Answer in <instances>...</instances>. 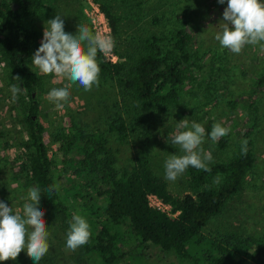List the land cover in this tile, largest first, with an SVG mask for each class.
Wrapping results in <instances>:
<instances>
[{"label": "rangeland", "instance_id": "rangeland-1", "mask_svg": "<svg viewBox=\"0 0 264 264\" xmlns=\"http://www.w3.org/2000/svg\"><path fill=\"white\" fill-rule=\"evenodd\" d=\"M14 7L17 0H7ZM42 7L34 15L26 16L25 22L38 34L36 50L41 46L48 21L60 15L64 20L65 32L76 35L80 24L87 25L95 34L90 14L99 0H41ZM264 2V0H261ZM113 12L119 16L117 45L113 48L121 55V62L131 68L143 52L144 41L151 37L164 36L166 49L178 30L189 31V50L193 64L184 74L180 85V95L175 105L160 110L143 112L130 92H122L110 79L100 77L99 88L84 91L79 84L70 88L71 96L65 107L57 109L55 103L47 99L53 88H61L66 79L41 74L32 64L29 68L40 78L35 92L39 101V122L45 129L44 142L50 156L56 146L52 135L63 127L71 125L85 131L99 130L107 139V147L116 159L118 170L129 169L136 157L149 160L154 173L162 178L173 196L192 194L189 169L175 182L165 179L164 163L172 154L183 155L179 146L171 144L170 137L177 133V123L188 119L202 124L206 134L214 123L229 128L230 132L213 143L206 135L202 147L210 152L213 161L209 165L228 162L241 152L242 141H251L255 156V167L248 173L240 192L234 195L223 210L213 218L205 229L210 236L229 233L241 236H258L264 233V50L259 45L247 46L241 54H233L222 49L215 35L227 8V0H114ZM35 54V53H34ZM33 54V56H34ZM32 56V57H33ZM21 88L16 101L12 100L10 87ZM254 104L255 110L250 108ZM29 99L23 86L11 77L0 52V201L12 207L13 213L22 214L28 190L32 188L27 171L29 150L25 116ZM117 117L133 125L138 119L149 121L146 134L130 133L124 142L118 141L114 133L108 131L109 124ZM187 129H181L184 131ZM220 139V140H221ZM215 184L219 183L214 182ZM44 210L49 237V252L39 264H77L78 249L66 247L69 218L63 223L60 214ZM75 214H79L76 208ZM73 217V216H72ZM128 242L126 255L118 264H189L184 254L170 244L163 249L148 245L145 251L136 249ZM0 264H36L21 252L16 260ZM94 264H99L98 262Z\"/></svg>", "mask_w": 264, "mask_h": 264}, {"label": "trees", "instance_id": "trees-1", "mask_svg": "<svg viewBox=\"0 0 264 264\" xmlns=\"http://www.w3.org/2000/svg\"><path fill=\"white\" fill-rule=\"evenodd\" d=\"M114 0H99L111 37L117 43L119 16L113 12ZM41 0H17V6L0 0V52L11 77L19 76L29 105L25 149L29 150L27 171L33 187L41 191V202L49 213L60 214L63 223L75 215L90 225L89 242L78 248L77 264H118L133 244L142 252L148 245L164 248L170 244L182 252L189 264H264V233L241 236L235 233L210 236L205 234L209 222L228 201L240 192L248 173L255 167L251 141L248 151L240 152L228 162L209 165L211 172L190 171L192 194L173 196L166 182L157 176L147 158L136 157L129 169L118 170L116 159L99 130L88 132L78 126L61 128L52 135L56 146L52 156L44 142L45 129L39 122L40 104L32 94L40 78L29 68L36 50L37 31L25 22L42 7ZM166 37H151L143 43V52L131 68L121 62H108L100 52L97 62L100 77L112 80L123 92H130L143 112L175 105L180 95L184 74L193 64L187 29L178 30L166 49ZM264 79V78H263ZM250 108L255 110L254 104ZM149 121L140 118L133 125L117 117L108 131L120 142L129 134H146ZM223 140L218 146L223 147ZM219 175V183L215 184ZM57 185L53 195L47 189ZM154 194L171 207L173 218L148 206L147 196Z\"/></svg>", "mask_w": 264, "mask_h": 264}, {"label": "clouds", "instance_id": "clouds-1", "mask_svg": "<svg viewBox=\"0 0 264 264\" xmlns=\"http://www.w3.org/2000/svg\"><path fill=\"white\" fill-rule=\"evenodd\" d=\"M224 4L225 0H219ZM44 30L41 46L32 57V64L41 74L52 75L66 79L61 88H53L47 96L62 110L71 96L70 88L79 84L84 91H91L100 86L101 68L97 62V54L110 53L115 42L111 36L100 32L95 34L87 25L80 24L78 33L65 32L64 20L60 15L48 21ZM215 40L222 49H228L233 54H241L245 47L259 45L264 50V2L261 0H227V8L219 25ZM20 80V77H15ZM12 100L16 101L21 88L15 84L10 87ZM181 129H187L180 131ZM177 133L170 137L173 146H179L183 155L172 154L164 163L165 179L175 182L189 167L205 172H211L209 164L213 161L210 152L202 145L206 135L213 143L229 134L230 129L220 123L212 125L210 133L205 127L195 121L189 125L188 119L177 123ZM248 141H242L241 152L246 155ZM220 179L216 177V182ZM58 190L57 185H50L49 195ZM23 204L22 214L13 213L12 207L0 201V262L16 260L21 252H27L36 264L49 252L50 233L43 219L45 212L40 207L41 191L38 187L28 190ZM91 237L90 225L79 214L70 221L67 233L66 247L72 251L86 245Z\"/></svg>", "mask_w": 264, "mask_h": 264}, {"label": "built area", "instance_id": "built-area-1", "mask_svg": "<svg viewBox=\"0 0 264 264\" xmlns=\"http://www.w3.org/2000/svg\"><path fill=\"white\" fill-rule=\"evenodd\" d=\"M90 17L94 25L93 28L95 30V33L100 32L103 35L111 36V31L108 22L98 5L95 7V9L92 10ZM101 55L112 64H115L118 61V55L114 52V50L107 54L101 53ZM147 202L149 208L155 211H159L163 214H166L170 218L176 216V213H171V207L168 204L164 203L162 199H160L154 194H149L147 196Z\"/></svg>", "mask_w": 264, "mask_h": 264}, {"label": "water", "instance_id": "water-1", "mask_svg": "<svg viewBox=\"0 0 264 264\" xmlns=\"http://www.w3.org/2000/svg\"><path fill=\"white\" fill-rule=\"evenodd\" d=\"M35 96V93L34 94H32V98Z\"/></svg>", "mask_w": 264, "mask_h": 264}]
</instances>
